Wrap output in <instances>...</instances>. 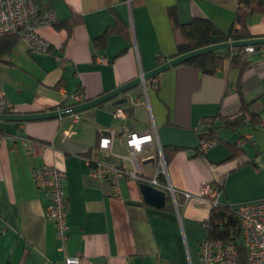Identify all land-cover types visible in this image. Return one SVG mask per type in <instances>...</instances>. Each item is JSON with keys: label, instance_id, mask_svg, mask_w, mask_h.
Listing matches in <instances>:
<instances>
[{"label": "crops", "instance_id": "obj_1", "mask_svg": "<svg viewBox=\"0 0 264 264\" xmlns=\"http://www.w3.org/2000/svg\"><path fill=\"white\" fill-rule=\"evenodd\" d=\"M37 1L57 21L81 17L83 23L71 33L42 26L41 36L52 45L49 53H33L20 41L0 64V86L14 113L50 111L68 98L73 103L74 94L83 102L95 99L170 60L177 42L169 7L177 8L182 24L205 18L224 32L231 30L238 8V0ZM116 18L124 22L128 38L112 34L105 47L94 46ZM247 24L252 35L264 37V13ZM248 58L241 90L263 121L242 130L243 136L220 130V141L205 152L198 137L203 120L234 116L241 108L239 72L229 61L215 75L179 65L128 92L126 104L110 101L78 117L0 122L7 132L0 136V264H64L74 256L91 264H204L201 243L209 233L203 222L209 220L212 202L234 209L264 200V47ZM124 105L131 107V115L116 117ZM127 131L155 136L153 147L139 156L147 175L159 168L158 145L182 148L166 165L176 203L168 198L165 208L157 209L145 203L139 183L122 178L117 191L92 172L91 162L107 160L97 148L103 135L114 132L112 152L131 155ZM125 165L131 167L128 161ZM43 166L67 175L65 243L45 215L48 193L35 184L33 172ZM206 185L219 191L216 199L200 196ZM184 193L192 197L186 200Z\"/></svg>", "mask_w": 264, "mask_h": 264}, {"label": "built area", "instance_id": "obj_2", "mask_svg": "<svg viewBox=\"0 0 264 264\" xmlns=\"http://www.w3.org/2000/svg\"><path fill=\"white\" fill-rule=\"evenodd\" d=\"M56 21V15L52 11H40L37 0H0V37L17 35L33 53L47 54L51 51V43L41 36L39 29L42 26H52ZM245 52L254 54L257 49L255 46H249L245 48ZM63 67L64 63H61L59 69ZM72 100L74 105L83 103L80 94H74ZM12 113H14V106L9 102L6 93L0 86V115ZM76 115L78 117V114ZM115 116L125 118L127 112L123 108H117ZM124 137L131 155L126 156L112 152L114 141L117 138L114 132L103 135L97 143V148L107 155V160L94 164L91 162L92 172L107 179L117 191L120 180L128 178L165 192L168 198L173 199L176 203V191L167 177V164L161 146L158 145L159 168L152 175H147L142 170L143 161L139 160V156L155 144L153 133L150 131H127ZM244 138L240 140V144L245 142L246 137ZM213 144L200 141L199 149L201 152H205ZM127 161L131 165L129 169L125 165ZM33 175L37 188L46 191L50 198L45 215L54 221L57 235L65 243L69 233L67 175L54 166L37 168ZM161 175L165 177L164 182L160 180ZM206 195L216 199L219 191L206 185L200 196L205 197ZM184 196L186 200L192 197L189 193H184ZM211 205V207H215L218 203L214 200ZM234 210L242 229V242L246 250L247 264H264V200L245 203L236 206ZM203 227L209 228V220L203 222ZM201 259L204 264H240L239 248L232 241L207 239L201 243ZM64 264H91V261L84 256H74L66 257Z\"/></svg>", "mask_w": 264, "mask_h": 264}, {"label": "trees", "instance_id": "obj_3", "mask_svg": "<svg viewBox=\"0 0 264 264\" xmlns=\"http://www.w3.org/2000/svg\"><path fill=\"white\" fill-rule=\"evenodd\" d=\"M38 3L39 2L37 1V4ZM40 5L41 4H38L41 12L51 11L50 9L43 10ZM262 13H264V0H238V8L234 16L233 26L230 31L224 32L212 21L205 18L195 17L191 22L182 24L179 21L177 8L175 6L169 7L168 15L177 42V54L170 57V59L211 45L257 38L249 31L247 22L253 15ZM82 23L83 19L81 17H74L63 21H56L52 26L56 30L60 31L64 29L68 33H71L75 26ZM112 34H118L128 38V30L121 19L116 18L115 23L112 26H109L102 35L94 39V46L98 48L105 47L108 38ZM20 41L21 39L17 35L0 37V64L5 62V58L13 52ZM263 47L264 46H256L255 48L258 51ZM159 60L161 61V57ZM227 61H229L231 69L238 70L239 72V78L236 84L241 99L240 111L236 115L230 117L221 118L220 115H217L209 119H204L202 128L198 131L200 141H206L209 143L220 141L218 133L220 130H231L233 132H238L243 136L242 130L249 127H256L263 121L261 114H255L251 110V107L255 102H246L241 90L242 75L251 62L248 58V53L245 52V48L229 49L205 54L191 59L184 64L199 70L203 74L215 75L219 70L223 69L225 62ZM58 88V86L55 87V89ZM69 101V98L66 99L57 108L64 109L75 104L74 102L69 104ZM104 104L98 107H101ZM124 110L128 115H131V107H125L124 105ZM217 119H220L218 125H216ZM5 133L7 132L0 127V136ZM180 149L182 148L171 146L162 147L167 165L170 163L173 153ZM234 151L235 153L240 152L239 149ZM160 180L163 182L165 181L164 175L160 176ZM139 185H141V183H139ZM168 208L170 207H167V209ZM208 233L209 240L232 241L236 243L239 248L240 264H247L246 250L242 242V229L233 208L220 204L212 207L209 217Z\"/></svg>", "mask_w": 264, "mask_h": 264}, {"label": "water", "instance_id": "obj_4", "mask_svg": "<svg viewBox=\"0 0 264 264\" xmlns=\"http://www.w3.org/2000/svg\"><path fill=\"white\" fill-rule=\"evenodd\" d=\"M249 46H255V47L264 46V37L253 38V39L242 40V41H229L225 43H220V44L200 48V49L188 52L186 54L176 56L168 61H165L164 63H162L155 69L140 75L136 79L128 83H125L124 85L116 88L115 90L110 91L95 99L87 100L79 105H74V106L64 108V109H55V110L42 111V112H36V113L1 114L0 122L23 123V122H33V121H40V120L64 118V117H68L71 115H76V114L85 112L89 109L98 107L110 101H113L114 105H123L128 102V99L123 97L128 92L138 87L139 85H145L146 82L150 80H154L156 77L160 76L166 71L174 67H177L179 65H182L191 59H194L196 57L209 54V53L220 52V51L236 49V48H246ZM140 190L143 195L145 203L157 209L165 208L167 200H168V196L166 195L165 192L155 189L154 187L147 185V184H141Z\"/></svg>", "mask_w": 264, "mask_h": 264}, {"label": "rangeland", "instance_id": "obj_5", "mask_svg": "<svg viewBox=\"0 0 264 264\" xmlns=\"http://www.w3.org/2000/svg\"><path fill=\"white\" fill-rule=\"evenodd\" d=\"M143 87H144V86H143ZM141 95H142V94H141ZM139 160H140V161H142V159H141V158H139Z\"/></svg>", "mask_w": 264, "mask_h": 264}]
</instances>
